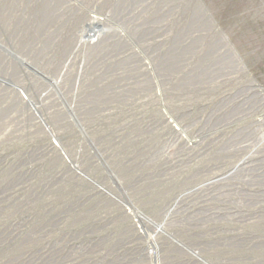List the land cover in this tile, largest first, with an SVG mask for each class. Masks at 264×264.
<instances>
[{
    "label": "rangeland",
    "instance_id": "374dc122",
    "mask_svg": "<svg viewBox=\"0 0 264 264\" xmlns=\"http://www.w3.org/2000/svg\"><path fill=\"white\" fill-rule=\"evenodd\" d=\"M0 264H264V0H0Z\"/></svg>",
    "mask_w": 264,
    "mask_h": 264
},
{
    "label": "water",
    "instance_id": "95a60500",
    "mask_svg": "<svg viewBox=\"0 0 264 264\" xmlns=\"http://www.w3.org/2000/svg\"><path fill=\"white\" fill-rule=\"evenodd\" d=\"M204 12L206 13V11H204ZM98 26H99V25L94 26V27H88V30H87L86 33H88V31L91 30V29L95 30V28H97ZM89 33H90V31H89ZM13 59H14L17 63L26 66V63H25L20 57H18V56H16V55H13ZM27 102H28V101H27ZM28 105H30V103H28ZM30 106H31V105H30ZM31 108H32V106H31ZM32 109H33V108H32ZM41 122H42L43 126L45 127V129L48 130V128H47V126L45 125V123H44L43 121H41ZM88 181H89L91 184L96 185L92 180L88 179Z\"/></svg>",
    "mask_w": 264,
    "mask_h": 264
}]
</instances>
